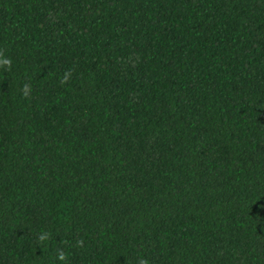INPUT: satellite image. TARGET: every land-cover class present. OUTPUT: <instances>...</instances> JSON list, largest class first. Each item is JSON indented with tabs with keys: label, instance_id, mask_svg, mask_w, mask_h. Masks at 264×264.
<instances>
[{
	"label": "trees",
	"instance_id": "1",
	"mask_svg": "<svg viewBox=\"0 0 264 264\" xmlns=\"http://www.w3.org/2000/svg\"><path fill=\"white\" fill-rule=\"evenodd\" d=\"M0 50V264H264V0H0Z\"/></svg>",
	"mask_w": 264,
	"mask_h": 264
},
{
	"label": "clouds",
	"instance_id": "2",
	"mask_svg": "<svg viewBox=\"0 0 264 264\" xmlns=\"http://www.w3.org/2000/svg\"><path fill=\"white\" fill-rule=\"evenodd\" d=\"M12 66V60L10 57H5L3 50H0V68H5L6 71L10 70ZM72 75V70H67L63 73L61 76L59 83L61 85L66 84ZM32 91L30 84H24L21 88V95L25 98L30 96V93ZM38 242H44L49 239V233L45 232L42 235H39L37 237ZM76 245L79 247H83V240H78L76 242ZM58 260L65 261L67 259V254L63 250L57 251V257ZM137 264H149V261L145 258H140L137 260Z\"/></svg>",
	"mask_w": 264,
	"mask_h": 264
}]
</instances>
